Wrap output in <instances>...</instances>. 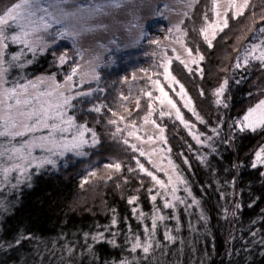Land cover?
Wrapping results in <instances>:
<instances>
[{
	"label": "trees",
	"instance_id": "1",
	"mask_svg": "<svg viewBox=\"0 0 264 264\" xmlns=\"http://www.w3.org/2000/svg\"><path fill=\"white\" fill-rule=\"evenodd\" d=\"M208 5L209 0H196L184 20L188 29L193 25L197 27H191L186 42L188 47L193 48L194 54L199 51L204 55L205 59L199 64L203 75L195 71L189 74L175 59L172 63L173 75L184 84L194 101L196 111L207 123L197 121L191 112L182 107L183 102L170 90L172 86L163 79L162 72L153 78L161 80L178 106H181L185 119L196 125L193 131L213 136L211 143L216 149L215 152L207 144H197L188 129L175 120L174 115L160 117L158 114L155 118L167 131V144L159 141V135L154 137L164 148L170 145L169 159L179 166V173L188 180L193 195L201 201L208 217L207 223L199 219L200 207L194 205L186 208L178 204L172 212L171 209L163 208V196H158L155 202L151 201L152 194L163 191L158 186L153 184L138 187L134 184V176L140 179L144 176L139 171L136 157L149 170L156 171L161 179L167 181L169 174L154 168L157 164L153 155H150L153 163H149V155L139 156L130 147L135 143L148 153L141 140L128 137L130 144L125 145L122 141L111 138L112 125L103 124L102 120L105 117H118H114L112 112L115 111L109 112L108 107L105 115L89 111L97 101L94 92L89 97L77 98L78 102L87 104V109L82 106L79 110L77 102V108L72 109L71 113L76 116L78 123L86 122L95 129L100 143L95 147L86 146V156H77L70 152L60 157L57 167L47 166L39 174H34L31 186L22 184L15 189L8 184L0 186V205H3L0 208V264H117L121 259L134 260L135 264H211L221 256V264H264V166L251 167L255 152L264 147V138L259 132H239V135L237 132L230 141L231 149L226 148L230 132L227 121L230 115L231 121L235 122L242 118L249 107L264 97V65L252 61L248 66L235 68L236 58L241 54L237 49L243 50L253 40L249 27L258 29L264 26V21L260 20V14L264 11V0H250L249 9L238 20L233 19L229 13L230 26L217 35L213 47H208L199 32L204 26V9ZM161 6H164L163 3ZM253 12L256 13L254 26L251 24ZM209 16L212 19L211 10ZM155 25L159 26V23ZM155 38L159 39V36L156 35ZM69 42L73 48L78 47L77 43ZM220 43L222 44L218 49ZM20 47L10 45L9 54L19 51ZM54 51H38L34 57L32 53L26 52V59H33L34 62L23 69H13L10 74L22 71L27 76L36 77L40 74L61 73L52 56ZM228 56L230 57L227 58ZM119 63L116 61L115 64L100 67L106 74L114 71ZM119 69L122 70L121 67ZM254 69L257 71L251 72ZM224 78L229 79L228 91L225 93L226 102L229 103L227 108L215 104L216 98L213 95L214 89ZM102 79L105 80V76ZM135 81L138 84H148L144 91L151 90L153 95L159 94L144 73L137 76ZM174 87L179 91L178 85ZM200 89H203V95H200ZM104 90L97 92L102 95L99 100L107 103ZM144 101L146 105L142 109L147 113L150 110L147 96H144ZM152 103L159 113V103ZM221 122L223 126L218 129L220 135L217 137L212 128ZM123 124L124 121H121L119 125ZM139 126L143 128L146 124L141 120ZM261 131L263 134L264 130ZM123 135L126 136L127 133ZM148 135L150 134L143 130L141 137L145 139ZM152 148L156 149L154 153L160 149L154 144L150 146V150ZM201 155H207V163L200 162L198 157ZM184 157L188 159L187 164L184 163ZM106 159L121 162L124 165L121 173L108 168L99 169ZM129 168L136 171L131 172ZM92 172L96 175L91 176ZM115 178H120L121 181ZM85 180L88 182L84 183ZM93 180L94 186H91ZM230 181L231 198L225 186ZM130 186L136 188L126 193L125 189ZM150 188L153 189L152 193L148 191ZM180 188L177 195L190 203L191 197H188L182 185ZM131 196H138L139 200L130 205L128 199ZM237 203L242 205L240 209L235 208ZM157 207L166 216L174 217L158 225L156 237L162 247L154 249L147 257L139 250L131 252L129 241L132 235H140L142 238L146 235L144 225L150 226L151 217ZM134 208L143 212L145 219H138V214L133 212ZM224 209H228L227 214ZM232 212H236V215L233 216ZM113 218L118 220L116 225L111 223ZM165 228L172 230V234L177 237L176 242L164 239ZM99 232H103L109 240L115 238L118 246L92 241L91 237ZM253 232L256 233L255 236L252 235ZM18 239L21 241L19 244L16 243ZM199 254H207V257L201 258Z\"/></svg>",
	"mask_w": 264,
	"mask_h": 264
},
{
	"label": "snow or ice",
	"instance_id": "2",
	"mask_svg": "<svg viewBox=\"0 0 264 264\" xmlns=\"http://www.w3.org/2000/svg\"><path fill=\"white\" fill-rule=\"evenodd\" d=\"M182 4L186 3L187 7H191L196 0H181ZM125 0H97L94 4H84L77 0H12V2L3 8H0V186L8 184L15 189L22 184L31 186L30 182L34 174H39L41 170L47 166L53 168L58 166L60 157L66 156L68 153H75L77 156H86L88 153L84 151L85 147H95L100 143L99 136L94 128L85 123H78L74 114H69L70 110L76 109L77 104L73 103L79 97H89L94 92L103 91V89H89L88 91H74L77 84L82 85L84 78L81 76L77 82L74 77L77 75L79 65L71 67L69 74L65 76L63 84L56 81L55 76H38L34 79L24 78L21 80L9 79V74L13 69H23L27 64H32L33 59H26V52L32 53L33 57L38 51H47L52 44L56 43L57 38L69 39L73 43H78L85 32L92 31L93 28L89 25L93 22L97 27H104L100 22V18L110 14L113 10L123 7ZM168 8V5H165ZM250 7V0H226L222 7L221 0H211L212 19H209L208 12L204 13V26L199 29L203 40L208 47H213V41L219 33L229 28V13L233 19H239L244 16L246 10ZM171 10V9H170ZM187 16V12L182 13ZM256 13H251V24L254 26ZM260 20L264 21V11L260 14ZM184 20L172 25L168 29L171 34L173 32L180 33L176 43L184 47L187 56L190 60H182L180 55L175 56V60L179 61L189 74L194 71L203 75V69L199 67L205 57L197 51L195 54L193 48L187 47L183 37L187 36V30L182 27ZM140 27V25H137ZM249 31L253 35V40L249 41L243 49H237L241 54L237 56L235 68L239 69L242 66H248L252 61H258L264 65V26L255 29L249 27ZM258 33V35H257ZM141 36L145 33L141 31ZM150 44H155L160 47L161 51L153 53L159 55L160 67L162 68V77L169 81L172 86L170 90L179 97L182 101V107L187 109L201 123H207L199 115L194 107V101L188 94L184 84L180 83L175 75L171 72L173 58L168 56L162 42L159 39L149 40ZM19 45L20 50L9 54L10 45ZM176 51L175 48L172 49ZM58 62L62 66L71 59L67 52H63L58 56ZM195 66V68L193 67ZM147 76L146 69H140ZM157 73H153V76ZM94 80H99V73H94ZM127 79V78H125ZM135 79V74L133 76ZM151 85L158 89V95H153L151 90L143 91V95L149 99L148 108L150 109L143 117L145 124L151 123L159 130L158 139L164 144H167V138L164 135L165 127H162L153 119V114L156 111L152 102L159 103V116L172 117L179 121L188 129L192 138L197 144H207L212 152L216 149L212 145L213 136L206 135L193 131L196 125L185 119L184 113L181 111V106H178L177 101L166 90L165 85L160 79H152L148 77ZM239 83V81H236ZM179 86V91L175 87ZM229 79L224 78L220 85L214 89L215 104L223 105L227 108L228 104L225 99V93L228 91ZM200 95H203V89H200ZM124 100L129 97L124 96ZM105 106L103 104L93 105L89 111L99 113ZM137 109L140 108L139 98L136 100ZM112 112L111 109H108ZM124 111L131 115L125 107ZM115 117L117 113L112 112ZM126 116L120 115L118 119H109L107 123L114 125L115 131L111 133L113 139L119 135L123 144L129 145L128 137H135L137 140H144V137L137 135L139 129L136 127V121H131V124H126L124 128L119 126L121 121H125ZM223 124L212 128L215 136H219V128ZM239 132H256L258 129L264 130V99H260L254 106L249 107L242 118L236 120L233 124ZM131 128L132 130H129ZM127 133L124 136V133ZM203 137V139H202ZM152 135L147 136L148 141H152ZM230 142V141H229ZM130 147L139 153V156L149 155V163H153L150 154L146 153L142 147L132 143ZM191 150V145H189ZM156 149H153L155 151ZM167 151L170 153L171 148ZM183 155V153H181ZM201 163H207V155L198 157ZM136 163L139 171L151 178L154 185L158 186L163 191H156L150 196L152 202H155L158 196H163V208L175 209L177 205H184L186 208H191L194 205L201 208L199 219L207 223L208 217L205 214L201 201L197 199L189 187L188 180L179 173V166L171 159H168V164L176 171V178L172 175L167 176V181L161 179L154 170H149L139 157H136ZM184 163H188L187 157H184ZM190 166V165H189ZM264 166V147H260L255 152V159L251 167L256 168ZM124 165L121 162H115L106 165V168L113 172H120ZM237 167H239L237 165ZM154 168L160 172L167 173L168 169L154 165ZM131 172L136 169L129 168ZM15 174V175H14ZM95 176L96 173H90ZM111 179V176H109ZM15 181L14 183L12 181ZM88 181L85 180L84 183ZM127 182V178H125ZM235 181L233 180V183ZM142 184L143 181H140ZM191 197V202L177 193L181 190L180 186ZM152 193L153 189H148ZM139 200L138 196H131L128 203L131 205ZM242 205L237 203L236 209H240ZM3 208V205H0ZM134 213L138 214V219H145L143 212H138L136 208ZM225 214L228 209H224ZM235 216L236 212H232ZM174 217L166 216L162 210L157 207L151 217L150 226L144 225L143 238L140 235L133 234L131 237L130 250L131 252L142 251L147 257L154 249L161 248L162 244L156 237L157 228L160 222L172 219ZM175 219H179L175 217ZM112 225H116L118 220L113 218ZM164 239L170 242H176L177 237L172 234V230L165 228L163 233ZM256 235L255 232L252 233ZM115 236V234H113ZM94 242H107L113 246H118L115 238L108 239L103 232H99L91 237ZM21 241H16L19 244ZM71 251V249H69ZM117 264H135L134 260L121 259Z\"/></svg>",
	"mask_w": 264,
	"mask_h": 264
},
{
	"label": "rangeland",
	"instance_id": "3",
	"mask_svg": "<svg viewBox=\"0 0 264 264\" xmlns=\"http://www.w3.org/2000/svg\"><path fill=\"white\" fill-rule=\"evenodd\" d=\"M11 2L12 0H0V8L8 6ZM77 2H82L84 4H94L97 2V0H77ZM225 2L226 0H221L222 7ZM162 3L164 6H161ZM165 5H168L169 7L166 8ZM210 8L211 0H209V5L204 9V13L208 12L209 14ZM188 11L189 7H187L186 3L182 4L181 0H125L123 7L113 10L110 14L100 18V22L104 25V27H97L94 22L89 25L93 28V30L83 34L77 43L78 47H74L76 50L66 39L61 40L57 38V41L54 44L50 42V47L47 50H55L52 56L57 61V67H59L62 72H57L56 74H40L38 76L54 75L56 81L63 84L65 76L71 71V67L79 65L80 67L78 69L77 75L74 77V80L78 82L81 76H83L84 83L82 85L77 84V87L74 89V91H88L89 89L95 88L105 89L104 96L108 98L107 103L99 100L102 97L99 92H96V95L94 96V98L97 100L95 105H106L105 108L99 112L101 115H105V109L108 107L111 110L117 112L116 117H119L120 115L126 116L124 124L119 125L120 127L125 126L127 123L130 125L131 121L135 120L136 127L139 129L137 135L142 136L143 130H146L153 137L155 135H159V130L156 129L152 124H146V126L143 128L139 126L140 121H143V117L147 114L143 111L142 107H145L146 105L143 91L145 87L148 86V84L143 82L140 84L136 83L135 79H133V76L134 74L135 78L140 76L142 74L140 69H146L147 76H151L153 79L163 71L160 67L161 57L159 55H153V53L160 52L161 49L157 45L149 43V40L157 39L155 38L156 35L159 36V40L162 42L167 55L172 57L173 60L177 54L180 55L182 60H190L184 50V47L176 43L177 37H179L181 34L176 32L170 34L168 32V29L171 28L173 24L179 22L181 19L185 20L187 16H183L182 13L187 12L188 15ZM156 23H159V26H156ZM137 25H140V27H137ZM182 27L187 30V34L189 35V30L191 27H196V25L189 26L188 29L187 24L183 23ZM141 31L145 33L143 36L140 34ZM146 39H148V41ZM183 39L186 42V37H183ZM221 44L222 43L218 45V49L220 48ZM173 48L176 49L175 52L172 51ZM63 52H67L71 59L68 61V63L61 66L57 58ZM229 57L230 56L227 58ZM116 61H119L120 63L115 67V70L104 74L100 66L115 64ZM119 67H121L122 70H120ZM173 67L174 66L171 65L170 70L172 74ZM255 71L257 70L254 69L251 72ZM154 72L157 73V75L153 76ZM94 73H99L98 81L92 78ZM104 76L105 80L102 79ZM25 77L28 79H34L35 76H27L25 72L22 71L9 74L10 80L15 79L22 81ZM79 88L83 89L81 90ZM124 96L129 97V99L124 100ZM138 98L140 100L139 109L136 107V100ZM262 99H264V97ZM77 102L78 99L73 101L75 104ZM78 104L80 106L79 110L82 109V106L87 109V104H84L81 101H79ZM125 107L129 110L131 115H128V113L124 111ZM69 114H72L71 110ZM157 115L158 111L156 110L152 118L155 119ZM108 120L109 119L105 117L102 120V123H107ZM233 124L234 122L231 121L230 115V118L227 121V127L230 130L228 134V141L226 143V148L228 149H231V143L229 141L233 140V134L238 132L239 135V131L233 127ZM115 127L116 126L112 125L113 132L115 131ZM129 130L132 129L129 128ZM256 132H259L262 138H264V133L262 134L261 129H258ZM164 135L168 137L167 131H165ZM116 139L122 141L119 135ZM141 141L147 147L148 153L153 155L154 160L156 161L155 163L160 165V167L168 169L167 173L172 175L173 179H175L177 173L176 171H173L172 167L168 164L169 154L168 151H166L170 145L164 148L162 143L158 144L160 140L157 141L155 137L152 141H148L147 137ZM153 144L156 145L157 148L158 146L160 147L156 153L153 151L154 148L150 150V146ZM220 147L224 146L220 145ZM115 162L118 161L116 159H106L104 163L99 166V169H104L106 168V165ZM119 173H121V171ZM85 179H87V177H85ZM95 180L92 181L91 186H94ZM115 180L121 181L120 178H115ZM132 181L138 187L151 186L154 184L151 178L147 177L145 174L142 179L135 178L134 176V180L132 179ZM140 181H143V183L141 184ZM136 186H130L126 188V193L131 192L136 188ZM225 186L227 193L231 198V181ZM6 205H8V203H6ZM171 210L174 212V209ZM228 217L231 219V215ZM199 257H207V254H199ZM222 260L223 256H221V258L216 262L213 260L211 264H221Z\"/></svg>",
	"mask_w": 264,
	"mask_h": 264
}]
</instances>
